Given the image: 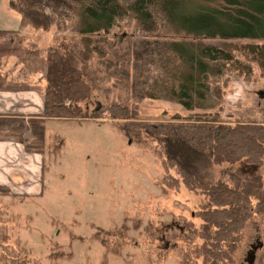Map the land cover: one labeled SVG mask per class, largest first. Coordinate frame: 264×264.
<instances>
[{"label":"rangeland","instance_id":"obj_1","mask_svg":"<svg viewBox=\"0 0 264 264\" xmlns=\"http://www.w3.org/2000/svg\"><path fill=\"white\" fill-rule=\"evenodd\" d=\"M194 2L213 6L221 0ZM6 3L9 1L2 0L0 4L7 11L0 15V27L22 33H0L4 79L11 74L29 78V72L46 79L51 50L63 51L62 43L72 47L89 37L92 48L98 45L104 54L94 53L91 60L95 71L90 98L82 103L85 108L91 111L101 103L104 116L111 103H126L138 108L143 123H154L161 114L168 118L190 114L172 99H140L137 95L138 84L151 85L156 77L166 90L171 74L159 67H172L176 61L168 43L193 40L192 36L166 28L164 21H158L154 30L145 29L131 13L107 33L84 37L70 24L62 29L54 25L47 31L27 24L25 30L36 32L27 33L21 28V16ZM205 41L222 43L219 39ZM232 42L240 50L247 44H264V40ZM14 58L24 64H7L14 63ZM239 60L248 70L224 73L222 79L227 83L209 111L228 122L254 120L264 125V67L255 59L240 56ZM115 68L122 70L113 75ZM123 71L128 75L122 76ZM30 79L36 85L38 79ZM122 122L125 120L110 117L48 122L47 129L57 137L50 145L53 167L51 172L47 168L50 173L42 195L28 201L0 186V264H205L199 212L207 204V196L184 183L158 143L126 133L119 125ZM61 140L63 146L56 152L54 147ZM249 166L245 162L215 164L209 159L200 164V180L223 179L251 195V203L241 205L236 214L247 210L252 214L229 258L219 264H264V221L255 208L264 187V159L256 171ZM259 240L263 246L250 261L252 245ZM61 253L62 257L54 259Z\"/></svg>","mask_w":264,"mask_h":264},{"label":"trees","instance_id":"obj_2","mask_svg":"<svg viewBox=\"0 0 264 264\" xmlns=\"http://www.w3.org/2000/svg\"><path fill=\"white\" fill-rule=\"evenodd\" d=\"M8 1L10 8L20 14L22 24L45 31L54 25L62 29L70 24L74 32L84 37L107 33L119 19L131 13L145 29L154 30L159 27L158 21H164L166 28L193 37V40L168 43L176 61L172 67L167 68L170 64L159 67L160 71L167 70L171 74H166L170 77L166 90L161 87L163 81L156 77L151 85L138 84L141 88L137 95L140 99H172L183 105L189 115L176 113L168 118L161 114L156 122L143 123L137 107L118 102L111 103L104 116L102 107L89 111L82 103L90 98L93 87L90 80L95 70L90 63L94 53L103 56L104 50L98 45L92 48L90 38L85 37L82 44L74 43L69 47L62 43L63 51L51 50L44 116L123 119L125 122L119 125L126 133L136 135L139 140L158 143L166 161L176 167L184 183L208 198L199 212L203 221L199 235L204 239L205 264H219L229 258L252 214L247 210L237 215L236 211L241 205L251 203V195L223 179L204 182L198 173L206 159L231 166L245 162L254 171L264 159V125L254 120L228 122L219 113L209 111L221 98L222 88L227 83L222 79L224 73L229 69L248 70L240 62V56L255 59L264 67V44H247L240 50L232 42L264 40V0H221L213 6L195 0ZM0 33L5 31L0 30ZM218 39L221 44L205 41ZM121 70L115 68L112 74ZM121 75L125 77L128 73L123 71ZM169 182L173 183V178H169ZM255 208L264 221V187Z\"/></svg>","mask_w":264,"mask_h":264},{"label":"crops","instance_id":"obj_3","mask_svg":"<svg viewBox=\"0 0 264 264\" xmlns=\"http://www.w3.org/2000/svg\"><path fill=\"white\" fill-rule=\"evenodd\" d=\"M5 5L10 7L7 3ZM6 12L1 10L0 15ZM20 24L24 32H35L31 28L25 30L24 28L29 27L21 22ZM0 30H4L6 34L22 33L19 29L6 27H0ZM14 59V63L7 64H24ZM30 73L29 78H18L11 74L4 79L1 72L3 78L0 79V186L8 187L12 195L18 198L33 201L34 197L42 195L47 176L53 167L50 162L53 156L49 150L57 136L54 138L50 129H47L48 122L55 118L44 116L47 81L42 76L37 78ZM30 78L35 82L38 79L36 85L29 82ZM63 143L64 140H61L55 145L54 150L60 152Z\"/></svg>","mask_w":264,"mask_h":264},{"label":"water","instance_id":"obj_4","mask_svg":"<svg viewBox=\"0 0 264 264\" xmlns=\"http://www.w3.org/2000/svg\"><path fill=\"white\" fill-rule=\"evenodd\" d=\"M100 108H101V103H97L95 109H96V110H99ZM261 246H263V242H262L261 240H259V241L257 242V244L252 245V250L250 251V256H251L252 258L250 259V261L253 259V255H254L255 250H256L258 247H261Z\"/></svg>","mask_w":264,"mask_h":264}]
</instances>
